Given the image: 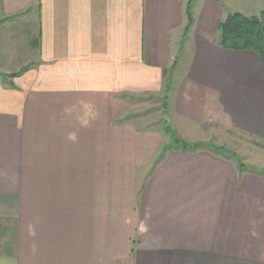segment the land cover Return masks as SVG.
<instances>
[{
  "label": "crops",
  "instance_id": "obj_1",
  "mask_svg": "<svg viewBox=\"0 0 264 264\" xmlns=\"http://www.w3.org/2000/svg\"><path fill=\"white\" fill-rule=\"evenodd\" d=\"M190 1L0 0V74L31 66L0 77V264H264V177L253 237L222 233L227 161L168 152L139 187L161 137L120 121L183 66L177 114L264 140V67L218 45L231 0Z\"/></svg>",
  "mask_w": 264,
  "mask_h": 264
},
{
  "label": "rangeland",
  "instance_id": "obj_2",
  "mask_svg": "<svg viewBox=\"0 0 264 264\" xmlns=\"http://www.w3.org/2000/svg\"><path fill=\"white\" fill-rule=\"evenodd\" d=\"M231 2L232 6H229L227 16L241 13L246 17H251L260 16L264 12V0H231ZM29 55L35 54L31 51ZM172 69L173 67L169 69L170 76L163 84L161 92L138 95L130 100H125L130 104L129 110H127V114L120 116L121 124L130 123L138 131H150L161 137L160 146L157 148L158 153H155L153 161L149 163L146 170L140 172L142 175L139 187L145 184V176L147 179L150 178L157 165H160L161 162L157 159L159 156L165 155L166 149L179 148L175 146L177 141H184L190 147L198 145L200 149L196 153L210 152L217 158L227 161L233 168V173L235 172L234 176L238 177V184L235 183L232 194L226 200L228 202L218 203L215 216L218 219L228 218L234 226H222L218 228V231L227 232L228 235H234L236 238L244 233V235L250 234L245 232L250 229L246 228V224H251L249 220L257 218V200L254 195L244 196L245 203L248 205L243 206L242 196L245 188L250 193H256L257 182L264 177V140L246 133L211 126H199L177 114L178 94L181 89L180 80L182 79L181 75L185 74V67L176 68L174 74L171 72ZM13 74L15 72L9 75L1 74V78L13 79ZM218 149L223 153H216ZM3 218L6 217L1 215L0 221H3Z\"/></svg>",
  "mask_w": 264,
  "mask_h": 264
},
{
  "label": "trees",
  "instance_id": "obj_3",
  "mask_svg": "<svg viewBox=\"0 0 264 264\" xmlns=\"http://www.w3.org/2000/svg\"><path fill=\"white\" fill-rule=\"evenodd\" d=\"M193 1L194 0L190 1L189 6L192 5ZM187 17V31H189L193 25V19L190 13L187 14ZM218 34V45L221 48L235 52L252 51L257 54L264 67V12H262L260 16L252 17H246L241 13L229 15L220 23L218 27ZM30 69L31 66H27L21 69L20 72L13 74L12 77L17 78L22 76ZM175 146L179 148L177 149L176 147H171L168 150L166 149V153L175 150H180L186 153H196L200 149V146L196 145L194 147H190V145L184 141H177ZM220 152V149L216 150V153Z\"/></svg>",
  "mask_w": 264,
  "mask_h": 264
}]
</instances>
